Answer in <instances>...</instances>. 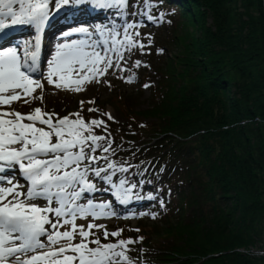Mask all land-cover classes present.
Wrapping results in <instances>:
<instances>
[{"label":"trees","instance_id":"16d2710c","mask_svg":"<svg viewBox=\"0 0 264 264\" xmlns=\"http://www.w3.org/2000/svg\"><path fill=\"white\" fill-rule=\"evenodd\" d=\"M256 1L249 0L248 8ZM163 2L171 11V24L157 35L156 44L164 52L150 58L158 78L149 105L136 109L138 97L115 93L109 104L125 122L108 125L113 128L112 158H122L131 170L149 163L146 172L160 182L166 207L160 216L140 220L135 226L139 233L122 226V236L143 238V249L132 246L130 255L141 256L146 264H259L239 249L260 242V202L253 196L258 193L261 199L264 192V86L258 83L250 94L245 69L241 68L245 82H231L220 61L230 47L225 14L234 0ZM260 2L263 6L264 0ZM262 13L251 20L255 32L264 34ZM208 15L214 24L207 28ZM191 20L204 24L189 47L192 52L183 53L179 73L174 49ZM238 21L243 30L241 18ZM258 50H264V43ZM257 94L260 103H251L250 96ZM51 105L65 112L60 102ZM252 139L259 141L255 151L250 148ZM144 186L156 188L154 182Z\"/></svg>","mask_w":264,"mask_h":264},{"label":"snow or ice","instance_id":"6c2138e0","mask_svg":"<svg viewBox=\"0 0 264 264\" xmlns=\"http://www.w3.org/2000/svg\"><path fill=\"white\" fill-rule=\"evenodd\" d=\"M81 5L115 16L127 8L128 0H0V264H134L127 252L137 240L103 243L97 234L101 229L104 240L121 237L123 229L109 232L106 225L94 222L115 216L112 201L96 202L95 193L109 192L122 205L140 198L135 191L140 182L113 181L132 166L111 159L114 141L106 121H86L81 115L83 100L80 111L63 117L41 107L28 113L4 110L21 99L43 102L45 80L56 89L79 93L86 84L99 82L109 69L126 71L125 52L138 48L141 55L150 54L144 50L152 47L151 35L147 44L139 39L137 22L125 23L122 31L94 29L99 39H92L87 27L77 26L62 34L65 40L55 45L41 70L42 33L49 20L62 8ZM144 14L155 22L148 9ZM21 25L31 26L34 38L20 46H5L11 36L6 30ZM79 36L86 38H75ZM134 64L139 68L142 61ZM134 79L131 76L127 82ZM38 89L40 94L35 95ZM100 115L115 122L111 113ZM97 128L104 134H96ZM17 172L25 183L15 179ZM92 178L109 187H99ZM89 217L92 222L86 227L76 223Z\"/></svg>","mask_w":264,"mask_h":264},{"label":"rangeland","instance_id":"374dc122","mask_svg":"<svg viewBox=\"0 0 264 264\" xmlns=\"http://www.w3.org/2000/svg\"><path fill=\"white\" fill-rule=\"evenodd\" d=\"M262 2V1H261ZM260 0H257L254 5L251 6V8H248L249 0H234L233 6L231 9L225 14L226 20L229 21V31L227 32L226 37L230 41V47L226 52L221 54V63L224 68L225 75L228 77V79L232 82L234 80H239L242 82L244 81V76L242 74V69H245V72L248 73L249 79H248V89L250 90L249 93L252 94L251 90L256 91V89L259 87L257 85L264 81L262 76L264 75V50L256 51V47H262L264 43V34L259 32H255L256 26H254V21L251 20V16H257L260 17L262 11L264 12V3L263 6L261 5ZM150 7V0H147L146 5L140 4L136 11L138 14L145 13V10H149ZM263 7V8H262ZM200 10V6L198 8V11ZM209 13V11H207ZM238 18H241L243 23V30L239 29V21ZM213 17L208 15L206 19V27L213 26ZM237 22V23H236ZM256 22H258L256 20ZM204 24V23H203ZM202 20H200L198 23L195 24L191 20L190 27L187 29H184L183 34L181 35V41H179V45L177 49H174L175 57H177V63H179L181 66L177 68V71L180 73L184 66V60L181 61L184 56L183 53L186 52V50L191 53L192 50L189 48L192 46L193 41L196 42V33L201 32L202 29ZM260 26L257 27V29ZM237 29L234 34L230 31L232 29ZM254 28V29H253ZM233 29V30H234ZM156 32V29H154ZM159 34V30L156 32V35ZM259 34V35H258ZM139 39L142 40V37H139ZM238 42L241 43V47L245 48L243 50L239 49V45L236 47L235 45L238 44ZM187 48V49H186ZM145 52L148 53V51L145 49ZM154 52V49L151 50ZM256 52L258 55L252 56L251 53ZM173 53V51H172ZM134 56V59L130 61V57ZM149 55H141L140 49H133L131 53H127L125 62L129 65V71L124 74V76H131V75H139L143 73L144 79L142 82H137L134 84H127V78H124L123 80L120 78H110L111 74H108L104 78H100L99 82L93 81L91 84L85 86V88L80 91L79 93L74 91H67V90H59L55 87L48 86L45 90V100L43 102L40 101L28 105H23L24 108H26L25 111L30 112L35 107H41L45 111L53 112L58 111L54 106H51L50 103L57 102L60 100V104L64 106L65 112L67 115H69L72 112H78L80 111V101H84L83 105V111L81 112V115L86 121H89L91 119H107V116H101L100 113H111V115L115 118V123L122 124L125 122L124 116L119 113L117 109H115L113 106H111L108 103V99L111 98L112 93L115 91L118 92H125L132 93L136 97H138L136 102V109L139 108H146L149 105V99H150V93H151V84L152 80H156L155 71L152 68V65L149 63ZM136 60L142 61V66L139 68L135 67L134 62ZM129 61V62H128ZM241 61H244L241 63ZM143 65H148L143 66ZM186 65V64H185ZM252 76V79H251ZM178 79V78H177ZM181 80H178V86L180 87ZM109 84L111 86H109ZM145 84L150 85L149 87H144ZM245 87V85H243ZM264 93V91H263ZM233 96V93L231 94ZM254 97V98H253ZM259 94L257 95H251L250 100H252L253 104L260 103L261 100H259ZM50 100V102H49ZM94 100L95 103H88V101ZM249 99L247 98L245 105L248 104ZM262 102H264V98L262 99ZM86 106L89 108H97L99 109V112H89L88 110H85ZM4 110H12L11 108L8 109L7 107ZM18 111V110H16ZM59 112V111H58ZM264 115H262L263 117ZM75 118V117H73ZM113 122L112 120H109ZM97 131H103L102 128H97ZM104 132V131H103ZM253 138V137H252ZM257 142H259L256 139H252L251 143L252 146L250 147L252 151L256 150ZM252 196V195H251ZM251 196L248 198V201L250 200ZM264 192L261 193V199H259L258 193H256V196H253V200L257 199L260 202V209L258 210V226L257 228L261 232L260 235V242L256 243L253 246L250 247H244L239 249V251L243 254L248 255L249 257L255 258L254 260H258L259 264H264ZM86 219H84V223L86 224ZM151 221H149L150 223ZM257 223V222H256ZM107 224H112V222L105 223L106 227ZM87 226V224L85 225ZM132 228H135L132 226ZM103 233V230H100ZM98 234V233H97ZM118 239H115V241ZM76 242H79V237H77ZM113 242V241H112ZM94 246V245H92ZM131 258V257H130ZM134 261V264H141L135 259L131 258Z\"/></svg>","mask_w":264,"mask_h":264},{"label":"bare ground","instance_id":"6f19581e","mask_svg":"<svg viewBox=\"0 0 264 264\" xmlns=\"http://www.w3.org/2000/svg\"><path fill=\"white\" fill-rule=\"evenodd\" d=\"M34 202H37V201H34Z\"/></svg>","mask_w":264,"mask_h":264}]
</instances>
